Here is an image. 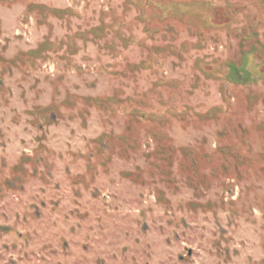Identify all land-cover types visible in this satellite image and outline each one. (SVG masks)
Wrapping results in <instances>:
<instances>
[{
    "label": "rangeland",
    "instance_id": "374dc122",
    "mask_svg": "<svg viewBox=\"0 0 264 264\" xmlns=\"http://www.w3.org/2000/svg\"><path fill=\"white\" fill-rule=\"evenodd\" d=\"M0 264H264V0H0Z\"/></svg>",
    "mask_w": 264,
    "mask_h": 264
}]
</instances>
